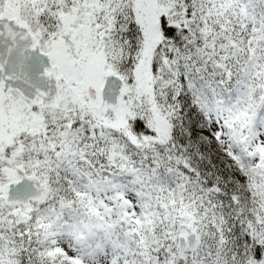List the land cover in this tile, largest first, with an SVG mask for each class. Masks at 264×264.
I'll list each match as a JSON object with an SVG mask.
<instances>
[{"label":"snow or ice","instance_id":"1","mask_svg":"<svg viewBox=\"0 0 264 264\" xmlns=\"http://www.w3.org/2000/svg\"><path fill=\"white\" fill-rule=\"evenodd\" d=\"M0 264H264V0H0Z\"/></svg>","mask_w":264,"mask_h":264}]
</instances>
